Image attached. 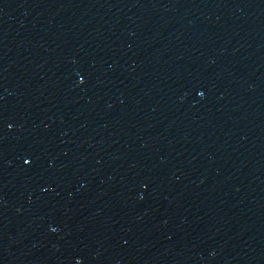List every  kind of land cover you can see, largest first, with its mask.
I'll return each mask as SVG.
<instances>
[{"label":"water","instance_id":"obj_1","mask_svg":"<svg viewBox=\"0 0 264 264\" xmlns=\"http://www.w3.org/2000/svg\"><path fill=\"white\" fill-rule=\"evenodd\" d=\"M0 264H264V0H0Z\"/></svg>","mask_w":264,"mask_h":264}]
</instances>
